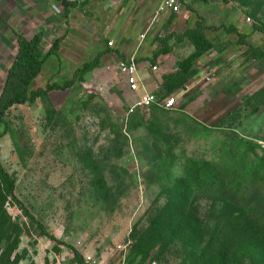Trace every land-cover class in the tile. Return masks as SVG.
<instances>
[{"label": "rangeland", "instance_id": "rangeland-1", "mask_svg": "<svg viewBox=\"0 0 264 264\" xmlns=\"http://www.w3.org/2000/svg\"><path fill=\"white\" fill-rule=\"evenodd\" d=\"M50 11L57 14L50 0H0V91L17 52L15 33L27 39L41 33L43 53L56 39L61 55L70 49L62 48L73 37H64L63 25L50 30ZM192 11L174 29L142 36L136 47L139 63L152 66L166 49L160 56L173 67L191 54L184 33L196 23L213 27V48L174 94L173 110L134 108L123 76L103 63L69 90L9 109L0 123V163L15 181L17 200L59 243L7 201L0 264H76L65 245L85 264H264V60L244 55L251 46L264 52V35L245 37L236 58H222L236 35L231 28L244 32L264 22V0H211ZM88 33L94 32L81 39L93 42ZM97 55L84 53L75 65L52 56L31 88L72 81ZM186 174L191 210L204 227L193 246L181 239L180 220H162L175 180ZM229 205L258 221L255 241L233 228L229 213L236 210Z\"/></svg>", "mask_w": 264, "mask_h": 264}, {"label": "trees", "instance_id": "trees-1", "mask_svg": "<svg viewBox=\"0 0 264 264\" xmlns=\"http://www.w3.org/2000/svg\"><path fill=\"white\" fill-rule=\"evenodd\" d=\"M56 1L60 3L64 20L67 21L69 8L73 7L74 4L69 3L67 0ZM252 30L253 32L264 35L263 22L254 23L252 25ZM229 31L236 33L238 44H245L244 37L241 34H238L236 29L231 28ZM183 36L189 41L193 51L186 58L178 62L176 72L162 77L163 85L161 92L154 94L158 101H163L170 96H174L177 91L183 89L186 83H188L198 73L197 66L200 59L207 55L213 48V44L206 38L204 28L200 23H196L195 28L187 31ZM15 40L17 43V52L12 65L7 71L4 84L0 91V123L3 122L4 116L13 106L34 103L36 99L46 98L50 92L69 90L73 87L75 82H83L84 77L99 68L101 64V54H99L92 61L84 63L80 68H78L74 73L72 81L65 82L62 85L47 83L44 90H33L31 88L33 82L41 74L43 66L48 59L52 56H56L59 49V41L61 39H56L46 53H43L40 50V45L42 43L41 33H36L29 39L21 34L15 33ZM167 52L168 51L166 49L158 52L153 57L152 62H155L158 56L165 55ZM244 55L248 59L264 60V52L258 48L249 47ZM49 112L50 111L47 113ZM191 189L192 186L189 174L175 180V183L172 186L173 197L171 198L170 203H168L163 210L162 220L163 222L168 218H177L180 220V233L182 234L181 239L185 238L188 242L191 241L190 244L193 246V240L195 238L198 240L201 239L204 227L202 221L198 215H196V212H192L191 210V205L189 204ZM7 201L14 204L22 215L35 225L40 235L54 243H59L58 240L46 232L45 227L29 213L27 208L20 201L17 200L15 197V181L5 171L0 163L1 215L5 214L2 207ZM227 206L228 204L226 207ZM229 206H233L236 210V213H229V215L233 217V228L239 231V235L244 237V239L251 242L255 241L256 237L260 233L258 221H256L253 217L247 216L246 212L240 208L234 205ZM65 246L72 252L76 264H85L81 255L77 253L76 250L69 245ZM184 246L186 245L184 244Z\"/></svg>", "mask_w": 264, "mask_h": 264}, {"label": "crops", "instance_id": "crops-1", "mask_svg": "<svg viewBox=\"0 0 264 264\" xmlns=\"http://www.w3.org/2000/svg\"><path fill=\"white\" fill-rule=\"evenodd\" d=\"M67 1L74 4V6L69 8L67 21H65L64 17H61L62 15L60 14L62 12L60 3L56 0H50V10L52 9L55 11V13H57L54 14L50 11V30H52V28L63 25L64 37L66 34L67 36L69 34L73 36L69 37L68 39H63L64 46H62V48H70L68 51L66 50L64 52L67 56L65 54L61 55L59 47L58 52L56 56H54V58L60 57L64 62L70 61V64L75 65L74 63L80 61V57L84 53L97 52L98 55L101 54L100 62L106 65V69L112 68L113 70H115V72H117V74H119L117 70L118 62L120 60H127L134 57L137 64V77L139 86L138 92L131 94L135 96L136 102L144 94L154 95V91L156 90L158 81L162 80V77L165 74H170L177 70V63H175L174 66L171 67V65L167 63L166 56H159L155 60V64H153L152 66L157 67L156 72H152V66H147L144 60L139 63L137 60L138 57L136 58V54L137 56L139 54V48L136 47L137 45H139V43L142 42V36L144 37L150 31L155 29L159 30L166 26H168L169 29H174L177 22H185V20L189 18V11L191 12L192 9L197 10L198 8L203 9L207 6L208 3L211 2V0H194L189 4L183 6L178 14H171L166 10H160L161 0ZM201 26L204 28V34L206 38L211 43L215 41L217 35H215L213 27H209L205 25V23ZM75 29L80 30L77 36L79 40L74 37L73 34H71ZM87 31L94 32L93 36L92 34L88 33V36L93 39V42L83 41L81 39L84 37L82 33ZM137 31H141L139 36H136ZM237 33L241 34L244 38L249 36L253 37L257 34V32H253L252 27L246 29V31L244 32L237 31ZM88 36H86V39H89ZM156 37L157 36H149L148 40L153 41L156 39ZM105 40L109 41L107 43V46L104 42ZM230 40L232 45H230L226 50L223 51V61L225 59L231 60L232 58H236L237 53L239 54L241 45L238 44L237 36L233 35ZM109 43H112L111 47L108 46ZM192 51L193 48L191 49L190 53H192ZM65 56L69 58L67 59L65 58ZM71 59L73 61H71ZM238 66H240V63H238ZM244 66L245 65L238 67L235 72H241ZM212 68H217L216 63L212 65Z\"/></svg>", "mask_w": 264, "mask_h": 264}, {"label": "built area", "instance_id": "built-area-1", "mask_svg": "<svg viewBox=\"0 0 264 264\" xmlns=\"http://www.w3.org/2000/svg\"><path fill=\"white\" fill-rule=\"evenodd\" d=\"M192 1L194 0H161L160 10H166L171 14H178L183 6L189 4ZM247 22H250V20L247 19ZM108 46L111 47L112 43H109ZM117 70L119 74L123 76L127 90L130 93L138 92L139 81L137 77V64L135 58L132 57L127 60H120L117 64ZM151 71L156 72L157 67L152 66ZM153 106L159 107L166 111L173 110V108L175 107V97L170 96L163 101H158V99L154 95L144 94L134 104V108H150Z\"/></svg>", "mask_w": 264, "mask_h": 264}]
</instances>
